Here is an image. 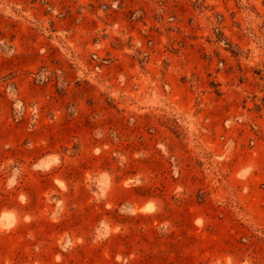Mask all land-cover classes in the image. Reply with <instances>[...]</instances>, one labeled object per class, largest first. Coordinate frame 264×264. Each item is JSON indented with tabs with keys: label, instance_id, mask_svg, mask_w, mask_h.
<instances>
[{
	"label": "rangeland",
	"instance_id": "obj_1",
	"mask_svg": "<svg viewBox=\"0 0 264 264\" xmlns=\"http://www.w3.org/2000/svg\"><path fill=\"white\" fill-rule=\"evenodd\" d=\"M0 264H264V0H0Z\"/></svg>",
	"mask_w": 264,
	"mask_h": 264
}]
</instances>
